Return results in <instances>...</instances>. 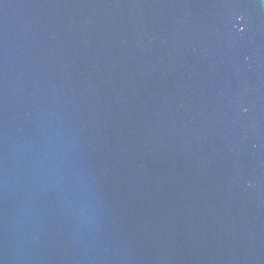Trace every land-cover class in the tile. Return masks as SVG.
<instances>
[{"label": "water", "instance_id": "water-1", "mask_svg": "<svg viewBox=\"0 0 264 264\" xmlns=\"http://www.w3.org/2000/svg\"><path fill=\"white\" fill-rule=\"evenodd\" d=\"M0 264H264V0H0Z\"/></svg>", "mask_w": 264, "mask_h": 264}]
</instances>
